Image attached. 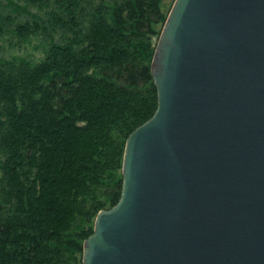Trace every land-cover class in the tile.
<instances>
[{
	"label": "water",
	"instance_id": "water-1",
	"mask_svg": "<svg viewBox=\"0 0 264 264\" xmlns=\"http://www.w3.org/2000/svg\"><path fill=\"white\" fill-rule=\"evenodd\" d=\"M153 116L81 264H264V0H174Z\"/></svg>",
	"mask_w": 264,
	"mask_h": 264
},
{
	"label": "trees",
	"instance_id": "trees-1",
	"mask_svg": "<svg viewBox=\"0 0 264 264\" xmlns=\"http://www.w3.org/2000/svg\"><path fill=\"white\" fill-rule=\"evenodd\" d=\"M165 1L0 0V264H81L120 198L126 139L156 110Z\"/></svg>",
	"mask_w": 264,
	"mask_h": 264
},
{
	"label": "rangeland",
	"instance_id": "rangeland-1",
	"mask_svg": "<svg viewBox=\"0 0 264 264\" xmlns=\"http://www.w3.org/2000/svg\"><path fill=\"white\" fill-rule=\"evenodd\" d=\"M165 4L166 5H170V0H166L165 1ZM35 45V44H33ZM15 54H18L20 56H25V57H28V58H38L39 57V52L38 51H34V49L32 48V46H21L20 49H16L14 51Z\"/></svg>",
	"mask_w": 264,
	"mask_h": 264
}]
</instances>
